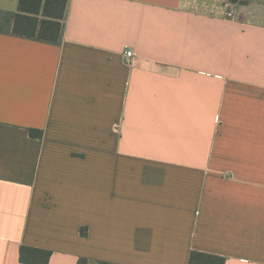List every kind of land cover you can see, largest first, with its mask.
<instances>
[{
	"label": "crops",
	"instance_id": "obj_1",
	"mask_svg": "<svg viewBox=\"0 0 264 264\" xmlns=\"http://www.w3.org/2000/svg\"><path fill=\"white\" fill-rule=\"evenodd\" d=\"M17 8L0 0V264H264V0H67L57 43L15 35Z\"/></svg>",
	"mask_w": 264,
	"mask_h": 264
},
{
	"label": "trees",
	"instance_id": "obj_2",
	"mask_svg": "<svg viewBox=\"0 0 264 264\" xmlns=\"http://www.w3.org/2000/svg\"><path fill=\"white\" fill-rule=\"evenodd\" d=\"M67 0H18L17 12L13 18V33L17 36L35 38L47 43H57L66 14ZM32 136L41 132L31 130ZM85 236V230L81 229ZM51 252L30 247H21L19 260L22 264H48ZM222 257L192 252L188 264H224ZM77 264H86V259Z\"/></svg>",
	"mask_w": 264,
	"mask_h": 264
},
{
	"label": "built area",
	"instance_id": "obj_3",
	"mask_svg": "<svg viewBox=\"0 0 264 264\" xmlns=\"http://www.w3.org/2000/svg\"><path fill=\"white\" fill-rule=\"evenodd\" d=\"M233 16V11L232 10H228L226 13H225V17L230 19L231 17ZM123 57H124V62L126 63V65L128 66H132L135 62V54L130 51V50H125L123 52ZM148 63V62H145V64Z\"/></svg>",
	"mask_w": 264,
	"mask_h": 264
}]
</instances>
